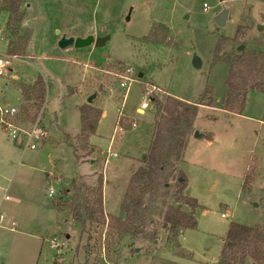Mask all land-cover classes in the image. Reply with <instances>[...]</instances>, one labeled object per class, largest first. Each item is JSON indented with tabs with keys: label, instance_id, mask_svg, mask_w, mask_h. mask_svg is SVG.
<instances>
[{
	"label": "rangeland",
	"instance_id": "374dc122",
	"mask_svg": "<svg viewBox=\"0 0 264 264\" xmlns=\"http://www.w3.org/2000/svg\"><path fill=\"white\" fill-rule=\"evenodd\" d=\"M19 1V32L28 44L0 78V107L19 109V84L41 75L48 89L39 125L47 135L33 150L24 137L12 138L0 113V264H218L232 223L264 229V94L250 91L241 113L227 112L229 66L213 65L218 47L235 55L264 48V0ZM1 5L0 54L7 55L9 15ZM224 10L226 23L218 27L215 18ZM159 25L168 30L166 44L149 40ZM63 35L110 39L103 47L60 49ZM195 55L200 68L193 66ZM128 67L135 80L126 90L120 76ZM207 86L213 102L200 106L194 127L203 136L189 137L178 165L185 195L199 204L196 228L169 243L158 215L147 237L120 238L106 224L87 221L82 229L70 209L55 208L54 201L67 200L62 191L73 189V181L91 200L102 179L104 215L123 217L128 183L144 165L153 129L150 97L195 103ZM142 103L148 108L140 112ZM86 104L101 109L102 117L90 147L82 149L80 110ZM37 120L10 122L29 130ZM120 120L132 126L121 128ZM68 143L79 149L78 159ZM177 175L170 181L173 192L181 182Z\"/></svg>",
	"mask_w": 264,
	"mask_h": 264
},
{
	"label": "trees",
	"instance_id": "16d2710c",
	"mask_svg": "<svg viewBox=\"0 0 264 264\" xmlns=\"http://www.w3.org/2000/svg\"><path fill=\"white\" fill-rule=\"evenodd\" d=\"M2 9L8 15L6 25L9 33L8 55L21 57L26 54L27 38L20 36L24 13L19 0H1ZM168 30L163 25L157 26L149 37L155 43L168 42ZM264 47V43L260 45ZM223 63L229 66L226 80L227 96L224 109L230 113H241L245 106L248 92L256 91L264 94V48L240 54L222 53L218 47L213 65ZM47 84L44 78H38L27 84H19L23 99L15 117L24 122L34 123L41 113L47 97ZM155 105L154 120L149 145L146 149L144 163L130 178L124 199L121 204L123 217L104 215L102 179L95 190L94 199L91 194L83 196L82 188L73 181V189H64V200L54 201L55 208L71 210L72 219L84 229L87 221L108 225L118 232L120 238L147 237V229L154 223L158 215H163V228L168 235L169 243H177L182 233L197 226L195 217L199 208L197 200L185 195L186 178L179 173L178 165L183 160L189 137L195 132V122L200 106H211L213 102L212 87L207 86L195 103L185 102L176 97L166 96L163 100L151 97ZM81 138L83 148L90 147V137L95 134L102 117V110L91 105L81 107ZM264 121V116L263 119ZM4 126V124H2ZM121 128L132 126L120 120ZM5 129V127H4ZM209 140L212 135L208 134ZM73 147V154L78 159L79 149ZM177 173L179 175H177ZM181 178L171 191L172 179ZM188 207L189 211L185 210ZM253 260L255 264H264V229L248 227L232 223L223 240L218 264H246ZM57 264V263H56Z\"/></svg>",
	"mask_w": 264,
	"mask_h": 264
},
{
	"label": "built area",
	"instance_id": "2783aa9c",
	"mask_svg": "<svg viewBox=\"0 0 264 264\" xmlns=\"http://www.w3.org/2000/svg\"><path fill=\"white\" fill-rule=\"evenodd\" d=\"M204 8H206V5L204 6ZM18 59H20V57L18 56L0 54V78H3L7 75L8 71L11 70L10 67L12 65V62ZM120 79H121L120 80L121 88L127 90L131 85V83L135 80L133 77V69L130 67L126 68L124 73L120 76ZM147 108H148L147 103L141 104V109H147ZM18 111L19 109L15 107H12L10 109H3L0 107V113L2 114L1 122L2 124H4L5 129L9 131L13 139L17 140L18 138H20V136L24 137L27 142V146L34 150L37 147L35 141H41L47 135V132L45 129H43V127L39 125L40 124L39 117L37 123H35V125L32 126V128H30L29 130H25L19 126L14 125L12 122H10V119L14 118V116L17 115ZM6 118L8 120H5ZM54 195H55V190L50 189L48 192V196L50 198H53ZM7 198L8 196L5 197V199ZM222 217H224V214H222ZM4 219H5L4 215L0 213V223L3 222ZM15 227H16V223H12V228ZM54 241L57 242L56 240Z\"/></svg>",
	"mask_w": 264,
	"mask_h": 264
},
{
	"label": "water",
	"instance_id": "95a60500",
	"mask_svg": "<svg viewBox=\"0 0 264 264\" xmlns=\"http://www.w3.org/2000/svg\"><path fill=\"white\" fill-rule=\"evenodd\" d=\"M227 13H228V11L224 10L223 12L218 14L217 17L215 18V23H216V25L218 27H223L225 25L226 18H227ZM109 39H110V36H104V37L95 38L94 36L90 35V36H87L85 38H83V37H76L75 38V37H66L65 35H63L58 40V47L60 49H67V48H70V47H73L75 49H84V48H88V47H91V46L98 48V47H103ZM242 49H243V47H239L238 51L241 52ZM201 65H202L201 59L197 55H195L194 59H193V66L195 68H200ZM141 76H142V74H139V77H141ZM28 81L32 82L33 78H31V77L28 78ZM94 97H95V95L90 97L88 99L87 103L91 104ZM194 135L197 138H200V137L203 136L198 131H195ZM144 156H143V158H144ZM179 181H181V180H179ZM138 251L139 250L137 249L136 252H138Z\"/></svg>",
	"mask_w": 264,
	"mask_h": 264
},
{
	"label": "crops",
	"instance_id": "0c3cea01",
	"mask_svg": "<svg viewBox=\"0 0 264 264\" xmlns=\"http://www.w3.org/2000/svg\"><path fill=\"white\" fill-rule=\"evenodd\" d=\"M139 111H140V112H143V109L140 108ZM189 139H190V138H189ZM184 175H185V174H184ZM48 197H49V196H48ZM12 223H16V222L14 221V222H12ZM17 224H18V223H16V227L18 226ZM16 227H15L14 229H16Z\"/></svg>",
	"mask_w": 264,
	"mask_h": 264
}]
</instances>
